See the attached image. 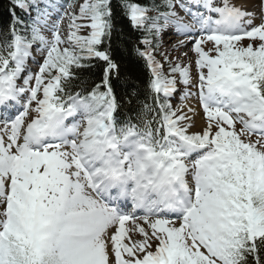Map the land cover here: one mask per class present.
<instances>
[{"label":"snow or ice","instance_id":"snow-or-ice-1","mask_svg":"<svg viewBox=\"0 0 264 264\" xmlns=\"http://www.w3.org/2000/svg\"><path fill=\"white\" fill-rule=\"evenodd\" d=\"M6 10L0 264H264V0Z\"/></svg>","mask_w":264,"mask_h":264},{"label":"trees","instance_id":"trees-1","mask_svg":"<svg viewBox=\"0 0 264 264\" xmlns=\"http://www.w3.org/2000/svg\"><path fill=\"white\" fill-rule=\"evenodd\" d=\"M116 3V0H113ZM7 0H0V24H5L9 17L7 12ZM122 27L125 32L129 34V38L133 39L137 34L133 33L128 27L127 21L122 22ZM121 49V54L118 56V59L121 61L122 71L131 79H133L138 84H143L146 80V69L144 68V62L135 57L134 54L130 52L131 44L125 47L123 44L118 45ZM90 80H95L98 82L100 77L99 70L95 71V74L86 73Z\"/></svg>","mask_w":264,"mask_h":264},{"label":"bare ground","instance_id":"bare-ground-1","mask_svg":"<svg viewBox=\"0 0 264 264\" xmlns=\"http://www.w3.org/2000/svg\"><path fill=\"white\" fill-rule=\"evenodd\" d=\"M237 3H244L246 2V0H236ZM247 2L250 3V0H247ZM189 103L193 104L192 101H188ZM194 106H197L196 104H193ZM197 109H198V115L196 116L195 118V127L192 129V131L194 129H198V128H201L203 127L204 125V114L202 112L201 109H199V107L197 106Z\"/></svg>","mask_w":264,"mask_h":264},{"label":"rangeland","instance_id":"rangeland-1","mask_svg":"<svg viewBox=\"0 0 264 264\" xmlns=\"http://www.w3.org/2000/svg\"><path fill=\"white\" fill-rule=\"evenodd\" d=\"M176 39H169V37H166V36H164V41H165V44H164V46H165V48L166 49H170V47H171V44H173V43H175V42H173V41H175ZM211 45H208L207 47H210ZM188 56L189 57H191L192 59H194L195 58V56H194V53H190V54H188ZM185 62H187V58H185ZM181 96V95H180ZM180 96H178V97H180ZM180 103H181V101L179 100L178 101V105H180ZM237 127H239V125L237 126ZM202 128V127H201ZM201 128H198V129H194L193 131H199Z\"/></svg>","mask_w":264,"mask_h":264}]
</instances>
